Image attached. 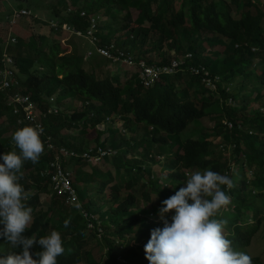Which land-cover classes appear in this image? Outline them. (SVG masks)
<instances>
[{"label": "trees", "instance_id": "16d2710c", "mask_svg": "<svg viewBox=\"0 0 264 264\" xmlns=\"http://www.w3.org/2000/svg\"><path fill=\"white\" fill-rule=\"evenodd\" d=\"M81 1L85 15L81 14ZM258 4L253 0H62V5L69 7L63 11L58 4L52 6L53 13L60 18L58 28L52 25V33L62 37V24L69 23L85 35L91 32L95 39L99 37V47L89 44L93 50L88 49L89 54L84 55L76 42L73 50L68 51L62 38H55L47 53V62L40 64L43 51H39L38 43L41 40H34L33 34L19 39L13 50L21 74L20 84L9 93L19 91L29 97L35 113L40 114L45 134L55 146L44 147L36 164L26 161L21 169L20 183L29 193L26 203L33 217L26 234L40 236L59 231L65 250L57 257V264H149L145 255H140V248L145 244L130 245L127 237H135V243L147 237L148 222L153 218L148 214L158 215L161 201L182 186L185 174L191 170L211 167L231 178L232 159L239 169L243 163L240 154H243L248 168L256 175L254 185L264 189V111L250 109L249 115L239 114L250 102H260L264 109V12L258 11ZM26 5L29 6V0ZM103 10L109 18L114 17L117 33L120 27L125 31L123 40L112 39L109 19L105 30L100 23L92 27V19L100 17L96 13ZM133 10L138 11L136 16ZM89 13H93L90 28H85L83 17ZM3 28L0 24V42L7 34ZM46 39L44 36L43 41ZM101 48L108 50L109 55L102 54ZM170 52L176 53L172 59ZM187 55L192 57H187L180 69L162 73L146 85L142 63L158 67ZM205 60L209 75L191 73V66H199ZM120 61L135 66L136 70L114 72L111 65ZM216 75L221 79L217 81L216 92L202 86L203 80ZM234 84L235 97L229 91ZM220 97L225 103L221 113L214 115L212 106L221 101ZM74 99L79 107L74 105ZM231 99H235V106L228 103ZM12 109L14 104L8 95L0 92V152L14 147L12 133L26 125L18 124L21 116L15 115ZM206 115L216 121L214 126L207 127L200 122ZM224 117L233 124L232 128L222 122ZM133 119L138 124L144 123L143 126L134 127ZM103 123L107 125L106 132H103ZM189 126H194L193 130ZM90 128L98 135L94 145H90L91 139L85 138ZM71 129H78L80 136L71 135ZM100 136L105 137L99 140ZM220 138L222 143L218 142ZM221 145L230 147L229 157L217 152ZM111 147L114 153L109 152ZM61 148L70 153L64 155ZM82 153L88 156L83 157ZM57 156L71 171L82 162H94L93 157L97 156L115 166L113 172L107 170L105 178L97 182L96 195L92 188L88 190L87 205L83 209L89 214L97 213L98 218L86 219L82 210L49 187L45 170L52 168L51 161ZM157 156L163 157L158 161L169 174L156 175L153 164ZM83 177L82 168L77 167V187ZM139 178L142 191L137 197L132 189L140 182ZM160 180L175 185L161 188ZM232 181V187L227 189L232 202L216 219L225 221L226 238L231 240L234 250L246 252L252 264H264L247 249L264 225V207L262 201L259 203L264 190L253 193L246 180L242 181L244 187L239 179ZM108 182L109 193L104 187ZM153 190L158 192L157 198L152 196ZM79 192L82 195V190ZM43 197H48L49 203L41 204ZM249 210L254 213L250 216L252 220L243 221V214ZM66 219L68 228L63 226ZM102 222L103 231L98 229ZM89 223L94 226L92 230ZM97 247H104L105 254H97ZM38 248L34 246L31 251ZM9 251L0 238V255H7Z\"/></svg>", "mask_w": 264, "mask_h": 264}, {"label": "clouds", "instance_id": "9594fccd", "mask_svg": "<svg viewBox=\"0 0 264 264\" xmlns=\"http://www.w3.org/2000/svg\"><path fill=\"white\" fill-rule=\"evenodd\" d=\"M43 131L40 126L19 127L11 136L14 147L0 152V238L10 249L7 255H0V264H57L65 250L57 230L40 236L26 234L33 217L26 203L29 193L20 183L21 169L26 161L38 162L44 151ZM185 177L182 186L161 201L159 217L150 219L147 237L135 244H145L140 255L149 264H252V258L234 250L224 235L225 221L216 219L230 203L227 189L232 187V179L211 167ZM168 185L175 184L163 183L161 188ZM63 226L69 227L67 219ZM34 246L39 248L32 252Z\"/></svg>", "mask_w": 264, "mask_h": 264}, {"label": "rangeland", "instance_id": "374dc122", "mask_svg": "<svg viewBox=\"0 0 264 264\" xmlns=\"http://www.w3.org/2000/svg\"><path fill=\"white\" fill-rule=\"evenodd\" d=\"M219 1L220 2H225V0H219ZM226 1H229V0H226ZM237 1H241V0H237ZM82 2L83 1H81V3H80L81 14L85 15L86 11L82 8V5H83ZM258 3H259L258 7H257L258 11L264 12V5H262L261 0H258ZM55 4H58V7H61L63 9V11L68 9V7H69L68 5H66V6L62 5V0H29V8H28V6H25L26 2L23 1V0H0V24L5 27V28H3V32L4 33L8 32V29H6L7 28V22L4 19L5 15L12 14L14 8H16V9L26 8V9L31 10L32 13H31L30 16H23V17L19 18L15 22L14 30L17 33H15V32L13 33L14 37H15V41L13 43L14 44H18L20 38L27 39V38H29V36L31 34L34 35L33 36L34 40L36 39L38 42L41 40V42L38 43V46L40 47L39 51H41V50L43 51L40 54L41 55V58L39 60L40 64H42L43 61L47 62V53H49L52 40H54L55 38H59V39L62 38L61 42L66 48H68V51L73 50V43L76 42L78 44V49L81 52H83L84 55L89 54L88 49L93 50V49H91L90 45H97L99 47V43H100L99 37L96 36V39H95L94 37H92V33L91 32L89 33V35L88 34L85 35V34L81 33L80 31H77L69 23H63L62 24L63 27L69 26L71 28L68 31H61L60 34L62 35V37L59 34H57V33H52V30H51L52 24L54 23L53 25H55V23H56V25L58 26L57 22H59V20H60V18H58L53 13V7L52 6L54 5V7H55ZM133 12H134V16H136L138 11L137 10H133ZM94 13H96V12H94ZM96 14H98L100 17H96V18L92 19V23H93L92 27L93 28L96 27L95 25L100 23L101 26H102V29L105 30L106 29L105 26H106V23H107V19H109L110 31L112 32V35H111L112 39L114 40L117 37L119 39H121V40L124 39L123 35L125 34V31H123L122 27H120V30L117 33L114 17H110L109 18L107 13L104 10L101 11L100 13L98 12ZM92 15H93V13H89L88 15L83 17V21L85 22V28H90ZM234 15H236V12H234ZM42 21L50 23V25L47 24V23H40ZM41 34H44V35H42V39H40ZM100 34H102V36H103L104 32H101ZM44 36L47 38L45 41H43V37ZM49 36H52V38H50ZM105 54H108V50H106ZM168 55L172 59L173 57H175L176 53L175 52H170V53H168ZM187 57H192V55H187L185 58H183L181 60L177 59L180 62V64L174 70L180 69L181 65L185 62ZM87 59L89 61L92 60L91 57H89ZM159 59L160 58H158L157 60H159ZM174 59H176V58H174ZM207 63H208L207 60L203 61V64H199V68L206 69V70L209 71V69L206 67V65H204V64H207ZM17 67L18 66H16V68ZM111 67L113 68L112 70H114V72H116V71L123 72V71H129V70L131 72H133V71L136 70L135 66H130L125 61H120L119 63L116 62V65L112 64ZM191 67H197V66H191ZM173 71L172 72H162V73L169 74V73H173ZM162 73H159L158 76L160 74H162ZM193 74H195V73H193ZM197 75H201V74H197ZM17 76L21 77V74L19 73V71H17ZM157 77H155L154 79H156ZM153 80H148L146 82V85L149 86L150 84H152ZM218 80H221V79L219 78L218 75H216V76H214V78H207L206 80H203L201 84H202V86L204 84L205 88H209L210 90H213V91L216 92L217 91V81ZM235 87H236V84H234L229 90L230 93L234 97H235V91H236ZM217 94H220L221 97L224 98L221 93H217ZM221 97H220L221 101L214 103L213 106H212V112H213L214 115H216L217 113H221L222 104L224 105V103H225L224 99H221ZM73 103H74V105L76 104V107H79L78 101L76 99H74ZM228 103L230 104V106H235L236 101H235V99H231V100L228 101ZM250 109H251V112H253V110L257 111V110H260V109L264 111V109L260 105V102H250L248 108L246 110L244 109V110L239 111V114H241V115L242 114H248L249 115V114H251L250 113ZM37 115L40 116V114H38V113H37ZM200 122L204 126H207V127H212L216 123V121L213 120V118L210 119V117L208 115H206L204 118H202L200 120ZM222 122L224 124H227L229 126V128L233 127V124H231L228 121L227 117H224ZM133 124H134V127H137V126L141 127V126H143L144 123H139L138 124V122L134 121V119H133ZM123 125H124V122H123ZM102 126H103L102 127L103 128V132H106V127H107L106 123H103ZM193 127L194 126H189L188 129L193 130ZM150 129H151V127H150ZM9 133L10 134H8V135L10 136L11 132H9ZM65 133H68V130H65ZM70 134L71 135H75V136H80V133H79L78 129H71L70 130ZM97 136L98 135H97L95 129L90 128L89 131H88V135L86 137L85 136L84 137L86 139H91L90 145H94V144H96L94 139H96ZM263 136H264V134H263ZM84 137H81V138H84ZM103 137H105V136H100L99 140H102ZM106 141L109 144L108 139H106ZM218 142L222 143L223 142L222 138H220ZM109 145H111V144H109ZM109 152L110 153H114L115 152L114 148L111 147V149H109ZM217 152L219 154H221L220 156L229 157V154L231 155L230 147H226L224 145L219 146L218 149H217ZM156 159H157L156 163L153 164V169L156 172V175L159 176V175H163V174L164 175L169 174L170 171L162 169L161 161H158V160H162L163 157L162 156L161 157L157 156ZM241 161L243 163H240V168L238 169L237 163L232 159V162H231V168L232 169L230 171L231 178L232 179L233 178L239 179L240 180V185L242 187H244L242 185V181L246 180L247 184H248L247 187H249V188L251 187L252 190H253V193L262 192V190H264L263 188L262 189L261 188L257 189V186L254 185V182L256 180V175H254V171H252L253 170L252 168H248V165H247L248 163L245 160V156L243 154H240V162ZM243 164H244V168L245 169L242 168ZM146 166L148 167L147 164H146ZM77 167L78 168L81 167L82 171H83V174H85V177H83L82 179H80L78 181V190L79 191L82 190V195H80V192H79V197H81L80 200H81V205H82V208H83V206L87 205L88 190L90 188H92L93 195H96L95 186H96L97 182L99 181V179L101 177L105 178L104 174H105V172L107 170H111L113 172V170H115L114 169L115 166L112 164L111 161L108 162V163L107 162L105 163L104 161L102 162V160L100 158H96L95 161L92 162V163H89V162L85 161V162H82L81 164L75 165L73 167L72 171H73L74 178H76V168ZM194 171H203V170H196L195 169ZM191 172H193V170H191L189 173H191ZM80 173H79V175H80ZM86 174H91V176L87 177ZM141 177H144V176H141ZM144 180L147 181L148 178L145 176ZM141 182H142V180L140 179V182L138 181L137 185L132 189V191L135 192L137 197L141 196V191H142ZM160 182H162V184L164 183L162 180H160ZM170 186L171 185H168V187H170ZM104 187H105V191L107 193H109L110 192V188H111V184L108 182L106 184V186H104ZM157 193H158L157 191L153 190L152 196L154 198H157L158 197ZM49 200L50 199L48 197H43L41 199V204H47V203H49ZM261 201H262L261 204L264 207V197L259 198V203ZM231 202L232 201L230 199V203ZM232 207H234V205ZM105 208L106 207H104V209ZM227 208H228V206L226 208H224V209H221L220 212L218 213V215L220 216V214H222L223 211L225 212V210ZM92 210L95 211V206L92 207ZM253 214L254 213H253L252 210L246 211V213H244L243 216H242V220L243 221L244 220H252ZM142 215L144 217V214L140 213V216H142ZM148 215H150L152 217H159L158 215H155V214H153V215L152 214H148ZM250 216H252V217H250ZM92 217L98 218V214L97 213H94V214L92 213ZM226 217H227V215L225 214L224 215V219ZM153 222L156 223L158 221L157 220H153ZM250 222L252 223L253 221H250ZM151 224L152 223L148 222L149 229L151 228ZM88 226L90 227L89 228L90 230H92L94 228L93 225H88ZM99 228H102V231H103V228H104V223L103 222H102V224L100 223ZM225 228H226V225H223V233H224V235L227 232L225 230ZM145 237H146V235H145ZM127 240H129V244L130 245L136 244L135 243V241H136L135 237H133V236H128ZM247 249H248V252L250 253L251 256H259L261 258V260L264 262V225L261 226L260 231L254 236L250 246ZM95 250H96V252L98 251L97 254H99V255L100 254H105V252H106L105 251L106 249H104V247H97V249H95Z\"/></svg>", "mask_w": 264, "mask_h": 264}, {"label": "built area", "instance_id": "2783aa9c", "mask_svg": "<svg viewBox=\"0 0 264 264\" xmlns=\"http://www.w3.org/2000/svg\"><path fill=\"white\" fill-rule=\"evenodd\" d=\"M255 1V0H253ZM262 3H264V0H262ZM31 10L22 8V9H13L12 14H7L4 16L5 21L7 22V26L9 27V31L7 32L5 39L2 43H0V49L2 51V54L0 53V92L7 93L11 91V89L19 85V79L17 78V69L15 65V59L14 57L8 53V47L11 44H14L15 37L12 33L11 27L15 25V22L23 17V16H30ZM54 24V23H53ZM52 24V25H53ZM56 27L55 25H53ZM58 28V26L56 27ZM71 28L69 26L63 27V31H68ZM101 53L104 55L106 50L104 48L100 49ZM180 62L177 59H173L171 64H166L164 66H158L157 68L154 66H146L144 63H142V66L144 68L142 75L143 77L148 80H153L155 77L158 76L159 73L162 72H172L175 68L179 66ZM190 71L195 74H201L204 73L206 75L209 74V71L206 69H201L199 66L197 67H190ZM10 101L12 104H14L13 113L15 115H20L21 118L19 119V123H25L28 122L32 126H40L43 128V123L39 116L35 113L34 109L35 106L33 102L29 100V97L19 91L13 92L9 94ZM54 112H58L57 109L53 110ZM46 136V137H45ZM41 139L43 141L44 147L53 149L55 148L54 145L51 144V137L43 133L41 134ZM60 151L64 155H68L70 152L67 151L65 148H61ZM71 154H74L71 152ZM104 154V152H102ZM84 156H88L87 153L84 154ZM94 161L96 158H100V156L93 157ZM51 167H48L45 170V176H51L52 177V190L56 191L58 193V196H64L66 199V202L75 206L78 210H84L81 205V200L79 197L78 189L75 188L73 184V171L66 169L63 164L62 160L59 156L55 157L54 160L51 161ZM83 214L86 218L89 219V217H92V214H89L85 210L83 211ZM89 225H92V223H89Z\"/></svg>", "mask_w": 264, "mask_h": 264}, {"label": "crops", "instance_id": "0c3cea01", "mask_svg": "<svg viewBox=\"0 0 264 264\" xmlns=\"http://www.w3.org/2000/svg\"><path fill=\"white\" fill-rule=\"evenodd\" d=\"M23 1H25L26 2V4H28V0H23ZM256 2L258 1V0H255ZM11 5V4H10ZM25 6H28V5H25ZM28 8H29V6H28ZM14 26L15 25H13L12 27H11V30H12V33H14L15 32V30H14ZM15 33H17V32H15ZM14 35V34H13ZM4 41V40H3ZM3 41H1L0 43H2ZM13 47L15 48L16 47V44H11L9 47H8V53L9 54H11L13 57H14V59H15V65L17 66V58L15 57V53H14V50H13ZM1 54H2V51H1ZM1 56V55H0ZM172 62V61H171ZM17 69V71H19L18 70V67L16 68ZM190 69V68H189ZM17 78L19 79V77L17 76ZM10 92V91H9ZM9 92H7L6 94L8 95V97L10 98V96H9V94H11V93H9ZM3 93V92H2ZM12 111H13V109H12ZM18 122V124L19 125H22V124H20L19 123V121H17ZM25 124L26 125H30L28 122H25ZM70 170V169H69ZM47 178H49V182H50V184H49V187L50 188H52L53 186H52V177L49 175V176H46ZM45 177V178H46ZM73 184H74V186H75V188L76 189H78V187H77V185H76V183H75V178H74V175H73Z\"/></svg>", "mask_w": 264, "mask_h": 264}, {"label": "bare ground", "instance_id": "6f19581e", "mask_svg": "<svg viewBox=\"0 0 264 264\" xmlns=\"http://www.w3.org/2000/svg\"><path fill=\"white\" fill-rule=\"evenodd\" d=\"M55 193H57L56 191H54ZM58 194V193H57Z\"/></svg>", "mask_w": 264, "mask_h": 264}]
</instances>
